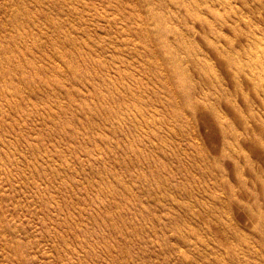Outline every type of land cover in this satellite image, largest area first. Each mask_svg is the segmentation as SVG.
Returning <instances> with one entry per match:
<instances>
[{"label": "rangeland", "instance_id": "1", "mask_svg": "<svg viewBox=\"0 0 264 264\" xmlns=\"http://www.w3.org/2000/svg\"><path fill=\"white\" fill-rule=\"evenodd\" d=\"M0 264H264V0H0Z\"/></svg>", "mask_w": 264, "mask_h": 264}, {"label": "bare ground", "instance_id": "2", "mask_svg": "<svg viewBox=\"0 0 264 264\" xmlns=\"http://www.w3.org/2000/svg\"><path fill=\"white\" fill-rule=\"evenodd\" d=\"M222 130V129H221Z\"/></svg>", "mask_w": 264, "mask_h": 264}]
</instances>
